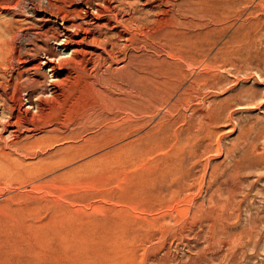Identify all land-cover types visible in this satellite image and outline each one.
I'll return each mask as SVG.
<instances>
[{
  "label": "rangeland",
  "instance_id": "374dc122",
  "mask_svg": "<svg viewBox=\"0 0 264 264\" xmlns=\"http://www.w3.org/2000/svg\"><path fill=\"white\" fill-rule=\"evenodd\" d=\"M16 1L0 0V21L25 19L10 8ZM194 1L142 5L162 19L158 29L172 25L176 56L188 58L170 61L171 84L158 85L155 110L116 108L79 138L49 146L33 144L44 133L23 135L19 143L35 145L25 154L5 148L12 137L2 133L0 264H264V9L259 0ZM156 45L146 56L166 60ZM16 56L1 65L0 81L28 69ZM206 67L216 68L213 77ZM204 75L214 85L187 104ZM240 89L251 100H235ZM225 105L220 119L205 123L204 112Z\"/></svg>",
  "mask_w": 264,
  "mask_h": 264
},
{
  "label": "bare ground",
  "instance_id": "6f19581e",
  "mask_svg": "<svg viewBox=\"0 0 264 264\" xmlns=\"http://www.w3.org/2000/svg\"><path fill=\"white\" fill-rule=\"evenodd\" d=\"M170 1L171 0H46L45 3L42 0H17L10 8L16 10L17 14L21 17H25V19L0 21V67H3L1 65H4V62L9 63L14 61L16 55L23 65L29 64V67L26 72L21 71V68L15 71L14 68L16 67H14L12 71L16 72L15 76L7 74L9 76L6 78L2 75L4 80L2 79L3 81H0V89L3 91L2 93L0 92V139L4 138L2 137V133H6L7 131L10 132V137H12V141L11 138H9V143L4 141L5 148L25 154V151L29 152L35 147H42V145L45 146V144L49 146L61 139L63 142L64 138H79L78 136L87 131L92 121L94 122L96 119H105V113L114 112L117 114L116 108L117 110H122L124 113L129 112L132 115L139 114L143 109H145L146 112H149L147 109H154L155 103L158 101V85H162L166 88L171 84L169 65L171 64V60L177 58L175 51L178 50L174 49L172 42L174 32L172 25L170 26V24L164 22L167 24L163 25V23V28L161 25L160 27L162 29H158L157 26L159 23L161 24L162 19L155 18L156 16L154 17L153 15V9L151 13V10L147 11L142 5L152 6L156 4L157 7L161 8L168 5L172 6L173 3H175L174 0L172 3ZM197 1H194L195 4ZM177 2L176 5L178 4L180 6L177 8L178 10L184 9L186 11H191L184 8V5L181 7L182 5L179 4L181 0L179 3ZM201 2L202 0L198 3L202 4ZM258 4L264 9V0H259ZM154 7L155 5L153 8ZM207 8L204 9L207 10ZM201 9L203 8L201 7ZM205 10L203 12H205ZM161 11L162 10H160V12ZM42 12H44V15H42ZM162 12L169 14L168 10H163ZM200 12H198V14H200V16L202 15V17L206 16H203V14H207V12L202 14ZM158 13L159 11L157 12V16ZM181 13L184 14V12ZM222 15H224V13H222ZM28 18H32L28 21V24L21 25L19 23ZM183 21L185 24L186 21ZM36 22H42V24H35ZM47 24H49L50 27H46ZM145 28L149 30L145 31ZM125 34H127V36H125ZM22 39H25V41ZM20 40H22V44L19 45L17 49L14 45H16V42H20ZM156 44H160L162 46L160 47L164 48L166 60L159 61L160 57L156 59L152 56H146L149 52L144 51H149L147 48L149 46L154 48ZM157 48L159 49V47ZM181 49H183V52H181L184 53V48ZM181 52L179 50V53ZM177 55V59L180 58L185 62L188 59L186 55ZM21 57H23L22 61ZM35 61H38V63L30 65ZM120 62H124V66L120 69H115L113 66ZM159 63H164L166 66L159 67ZM2 69L1 72L3 71ZM206 69L209 68L206 67ZM210 70L212 69H209V71ZM215 70L216 68L210 73L212 77L214 76ZM192 71L191 73H193ZM24 73H26V77H23ZM205 77L204 75V78L196 79L194 93L187 97V104L191 101H195L199 96H202V89L212 86L214 81L207 80ZM218 84L217 82L215 85L218 86ZM238 86L240 85H233L229 90L236 91L239 88ZM241 91L242 93L239 94V97H236L235 100L238 102H242L244 99L247 101L251 100L252 97L247 91ZM17 95L19 96L18 98L16 97ZM257 96L258 95H256V97ZM226 102H229V98L226 99ZM191 107L192 106H190V108ZM222 107L218 112H216L217 110L214 111L213 108L204 112L203 118L207 120H205V123L208 122V124H212L220 119L222 112L225 111L224 108L226 105ZM242 107L244 108V106H241V109ZM202 110L200 112H202ZM200 112H196V114H200ZM224 119L227 120L226 118ZM64 130H68L69 134L67 131L68 135H64ZM201 131L202 130H199V132ZM207 131L205 132L208 133ZM31 133H44L45 136L41 138L38 137L39 139L36 138V142L33 141V144L36 145L37 143V146L34 145L35 147L33 144H28L29 142L27 144H21L17 141L23 135L26 136V134H28L27 137H30ZM112 133L113 132L110 134ZM31 146L33 147L31 148ZM84 148L86 150L87 146ZM228 182H230V180ZM219 188H222V186ZM212 217L214 218L215 216ZM217 224L213 225L212 223L214 228H216L215 226H217ZM248 224H250V222ZM230 242L233 244L232 241Z\"/></svg>",
  "mask_w": 264,
  "mask_h": 264
}]
</instances>
